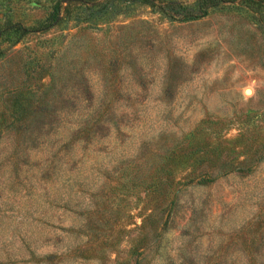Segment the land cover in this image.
<instances>
[{
  "label": "rangeland",
  "instance_id": "374dc122",
  "mask_svg": "<svg viewBox=\"0 0 264 264\" xmlns=\"http://www.w3.org/2000/svg\"><path fill=\"white\" fill-rule=\"evenodd\" d=\"M217 1L0 0V264H264V0Z\"/></svg>",
  "mask_w": 264,
  "mask_h": 264
},
{
  "label": "trees",
  "instance_id": "16d2710c",
  "mask_svg": "<svg viewBox=\"0 0 264 264\" xmlns=\"http://www.w3.org/2000/svg\"><path fill=\"white\" fill-rule=\"evenodd\" d=\"M146 1L150 2V0H146ZM215 1H217V0H215ZM218 1H220V0H218ZM230 1H232V0H230ZM214 4L217 5L216 3H214ZM199 9L202 10L203 8L199 7ZM161 12L172 20L177 19V17H179L184 21V20H189L192 18H198L200 16L201 17L204 16V15H202V12H201L200 16H198L197 14L194 15L193 14L194 12H192L190 9L186 8L182 4H177V3H171V5H169V4L166 5L162 9ZM203 13L205 14L206 12H203Z\"/></svg>",
  "mask_w": 264,
  "mask_h": 264
}]
</instances>
